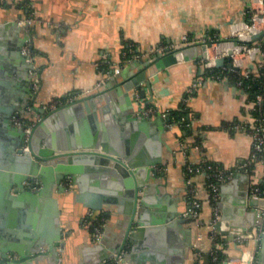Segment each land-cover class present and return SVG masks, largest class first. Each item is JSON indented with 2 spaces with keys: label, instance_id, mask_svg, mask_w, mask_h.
Listing matches in <instances>:
<instances>
[{
  "label": "crops",
  "instance_id": "0c3cea01",
  "mask_svg": "<svg viewBox=\"0 0 264 264\" xmlns=\"http://www.w3.org/2000/svg\"><path fill=\"white\" fill-rule=\"evenodd\" d=\"M22 1L26 0H0V21H18V25L0 28L1 159L8 156L11 148L5 126L11 118L21 114L37 122L45 116L43 110L49 112L68 104L101 85L138 78L146 70L143 65L133 64V60L154 54L158 46L166 48L164 53L189 46L188 50L194 56V44L229 38L233 23L247 18L249 4V0H27L28 9H25L18 5ZM30 16L34 17L33 22L25 28L22 21ZM27 39H31L34 64L40 74L37 89L33 88L30 71L20 73L21 69L9 56L15 46L23 47ZM214 48L216 46L210 50ZM131 49L133 53L126 58V51ZM178 58L176 64L168 67V72L157 71L159 79L153 85V100L149 101L147 90L146 97L139 102L135 100V105L142 106L143 113L153 107L156 109L153 117L157 112L169 114V111L185 105L190 111L188 129H182L180 123L167 121L169 129L160 133V144H157L155 136L158 131H137L131 125L114 120L112 114L116 112V100L107 103L102 100L96 104L99 114L96 125L93 124L94 111L89 102H78L70 110L66 108L67 112L51 116L43 134L51 136L56 143H64L78 136L82 139L89 133L95 134V130H105L125 152H133L138 147L137 151H143L147 158L159 156L162 160L157 165L159 176L147 192L150 212H155L158 205L167 212L172 206L187 212L190 210L188 204L194 198L201 205L199 215L185 225L193 232V247L187 256L165 252L164 249H168L165 240H154L152 250L164 254L163 264H196L197 258L207 263L214 244L210 225L213 204L209 199L205 173L193 172L188 176L186 166L197 165L206 159L230 170L247 158L252 151L251 137L243 130H232L229 126L234 120H250L252 103L244 88L238 86L228 73L218 78L208 74L204 66L206 56L186 60L180 55ZM259 63V58L253 61L246 58L244 69L256 72ZM228 65L226 61L223 66ZM112 69L124 76L111 74ZM113 78L116 79L112 81ZM198 80L199 85L189 93V87ZM108 105L109 111L105 113L103 109ZM102 122L103 128L99 126ZM113 125L118 129H110ZM263 179L261 160L254 162L249 174L234 171L232 177L223 183L227 184L226 189L222 191L220 188L218 207L219 202L222 203L236 217L239 204L235 203L248 198L250 185ZM107 180L109 178L100 175L88 177L84 195L97 200L98 194H103L101 190L110 188ZM76 192L80 191L77 189ZM89 211L95 216L105 214L102 244L110 248L117 242L116 236L122 228L118 224L121 214L111 206L102 210L88 208L72 194L62 208V219L69 230L67 252L72 257L69 264L90 262L98 257L96 252L84 250L96 240L85 221ZM15 216V212L0 200V234ZM225 228L234 230L232 226ZM257 232L256 229L243 242L224 235L228 240L226 258L234 259V264H242L243 255L256 257L260 246Z\"/></svg>",
  "mask_w": 264,
  "mask_h": 264
},
{
  "label": "water",
  "instance_id": "95a60500",
  "mask_svg": "<svg viewBox=\"0 0 264 264\" xmlns=\"http://www.w3.org/2000/svg\"><path fill=\"white\" fill-rule=\"evenodd\" d=\"M15 25H18V21H0V28ZM252 39L264 41V35L262 32L253 34ZM234 42L238 44L239 41L234 38ZM194 45V56L190 54L187 46L166 53L156 52L141 59L136 58L133 64L143 65L146 70L138 78L101 85L68 104L49 112L43 110L45 116L37 121L32 129L29 150L23 149L24 129L14 125L12 118L7 121L5 126L11 140V148L5 159L0 158V200L8 205L16 216L9 227L0 234V264L71 263L72 257L67 252L69 230H66L62 219V208L63 203L72 194L77 201L94 210H102L105 206L114 207L117 213L121 214L118 224L122 226L114 246L107 248L102 244L101 238H96L94 244L84 250L96 252L98 257L90 262L79 261L74 264H103L121 256L131 264H146L147 261L151 264H163L161 262L165 259L164 254H156L152 250V242L157 239L166 241L168 249H164L165 252L172 255L178 252L182 257L188 255L193 247V232L191 227L186 228L185 225L191 223L194 218L175 206L170 207L167 212L164 207L158 205L155 212H150L151 203L147 192L153 185V180L159 176L157 165L162 163L159 156L147 158L143 151H137L138 147L133 152H125L118 146L116 139L108 136L105 130H95V134L89 133V136L82 139L78 136L64 143H56L51 136H45L43 133L51 116L67 112L74 103L89 102L94 111L93 124L96 125L99 115L97 102L116 100V112L112 114L114 120H119L127 126L131 125L137 131H158L155 137L157 144H160V133L169 129L166 122L170 118L164 117L161 112H157L154 117L153 114L145 116L143 107L136 106L135 100L139 102L145 98L148 90L149 101H152L155 96L153 85L159 79L157 71L168 72V67L176 64L180 55L186 60L206 56L213 41ZM9 56L21 69L20 73L29 72L35 65L27 60L20 45L15 46ZM230 59V56L217 58L216 67L223 66ZM111 74L124 76L114 69ZM30 75L32 78L40 77L39 72H30ZM111 90L113 91L108 93ZM103 110L107 113L109 105ZM99 126L103 128L104 123ZM112 128L118 129V126L113 125L110 129ZM88 147L92 149L84 150ZM96 175L109 178L107 181L110 188L101 190L103 194L99 193V198L93 200L92 196L89 198L84 195V188L88 177ZM35 179L41 182L38 190H33L32 186L28 185ZM226 187L227 184H222V191ZM77 189L80 192H76ZM235 204H239L236 217L230 208L219 202L221 217L214 227L221 234L231 239L236 236L245 237L252 234L259 225H264V199L248 197ZM190 207L191 202L188 204V208ZM226 226H232L231 229L234 230L227 229ZM259 235L260 246L254 264H264V230Z\"/></svg>",
  "mask_w": 264,
  "mask_h": 264
},
{
  "label": "built area",
  "instance_id": "2783aa9c",
  "mask_svg": "<svg viewBox=\"0 0 264 264\" xmlns=\"http://www.w3.org/2000/svg\"><path fill=\"white\" fill-rule=\"evenodd\" d=\"M247 18L244 20L236 21L232 25V35L226 39H212L213 45L216 46L214 50H210L208 48L206 58L204 59V66L208 71V74L211 77H221L224 74L231 75L236 84L242 88H244L243 78L249 77L250 72L244 69L245 66V59L250 58L252 61L256 59H260L259 67L264 69V41L262 39L253 40L252 35L257 33H263L264 35V0H249L248 8L246 11ZM34 17L30 16L23 20L22 22L26 25H29L33 22ZM234 38L238 39V44H235ZM222 48L219 49L218 46ZM164 47L158 46L154 50L156 52H165ZM133 53V49H131L127 53ZM22 53L27 56V60L29 62L34 63L35 58V51L31 42V39H27L26 43L22 47ZM221 56H230L229 64L231 66H223V67H216V59ZM236 67L238 69H236ZM214 68H221V70L217 73H212ZM31 74L37 73V68L34 65L30 69ZM33 88L37 89L39 86V77L33 76ZM200 81L198 80L192 86L189 87L188 92L191 93L196 86H198ZM245 90V89H244ZM264 102V93H258L255 99L251 100L252 103V110L255 109L257 105H261ZM53 104L50 106L52 107ZM48 108V106H45ZM156 111L153 107L149 108L146 114H153ZM143 112V111H142ZM145 113H143L145 115ZM164 117L168 116L167 112L162 113ZM13 123L16 126L22 127L24 129L25 137H24V150H29L31 132L33 127L36 124V120H33L30 117L22 116L18 114L13 118ZM235 130H243L247 133L252 139V151L250 155L239 161L234 169L226 170L218 165L209 162L208 160L204 159L197 165L189 166V171L191 172H204L206 176V185L209 190L210 194V201L213 204L214 213L210 220V225L212 228L211 232V239L214 242L213 247H215V251L221 250L225 253V246L228 243L226 237L214 227L215 223L220 218V211L217 205L219 200L220 188L223 183L228 181L234 171L241 170L246 173H251L253 164L256 160H261L264 166V117L263 116H254L252 115L250 120L235 123L232 126ZM190 182V180L188 181ZM28 185L32 186L33 190H38L41 187V182L39 179H35L33 182H29ZM264 186V179L260 183H253L250 185L248 190L249 197L257 198V199H264V194L262 193V187ZM193 191V189L191 190ZM200 201L198 199H193L191 202L190 210L187 211V214H190L193 218H196L199 215L200 210ZM88 217H95L93 211L88 212ZM86 224L90 226L91 223L85 220ZM103 230V223L99 226H95L94 229V236L95 238H101ZM264 225H259L257 228V239H259L260 232H263ZM219 235H221V240H219ZM251 235V234H250ZM248 236V235H247ZM236 236L235 239L237 242H243L246 240V237ZM252 236V235H251ZM251 236H249L251 238ZM213 249V248H212ZM218 256L215 255L213 260H217ZM242 264H254L255 263V256H242L241 258ZM234 259H224L221 264H234ZM103 264H131L124 260L121 256L119 259L116 260H108L105 261Z\"/></svg>",
  "mask_w": 264,
  "mask_h": 264
},
{
  "label": "trees",
  "instance_id": "16d2710c",
  "mask_svg": "<svg viewBox=\"0 0 264 264\" xmlns=\"http://www.w3.org/2000/svg\"><path fill=\"white\" fill-rule=\"evenodd\" d=\"M27 0L26 1H22L20 2V4H18L21 7H24L25 9H28V6L26 5ZM28 12L31 11L27 10ZM128 52V50L126 51ZM126 58H128L130 56V53L126 54ZM221 70V68H214L212 73H217ZM208 72V71H207ZM243 83H244V89L245 92L248 94L249 99H255L256 95L258 93L263 92L264 93V69H262L261 67L258 68V70L255 72L254 70L250 71V76L249 77H244L243 78ZM189 108L186 107L185 105H183L182 108L180 109H173L171 111H169L168 117L169 122L171 123H180L182 129H188V126L190 124V119L188 118V114H189ZM252 115L254 116H263L264 117V102L260 105H257L255 107L254 110L251 111ZM240 121L238 120H234L231 124H230V128L233 130L234 128L232 127L235 123H239ZM210 162V161H209ZM215 165H218L215 162H212ZM219 166V165H218ZM186 173L187 175H191L193 172L189 171V167L186 166ZM262 193L264 194V186L262 187ZM104 219H105V214L102 212L101 214H98L95 217H88L87 221L90 224L89 228L90 231L93 233L95 226H99L102 223H104ZM219 240H221V235H219ZM213 249L210 250L209 252V261L207 263H203L200 261L199 258H197L196 260V264H221V262L226 259L227 255L222 252L221 250L215 251V247H212ZM217 255L218 258L217 260H213L214 256Z\"/></svg>",
  "mask_w": 264,
  "mask_h": 264
},
{
  "label": "bare ground",
  "instance_id": "6f19581e",
  "mask_svg": "<svg viewBox=\"0 0 264 264\" xmlns=\"http://www.w3.org/2000/svg\"><path fill=\"white\" fill-rule=\"evenodd\" d=\"M219 47V49H221L222 48V45L221 46H218Z\"/></svg>",
  "mask_w": 264,
  "mask_h": 264
}]
</instances>
